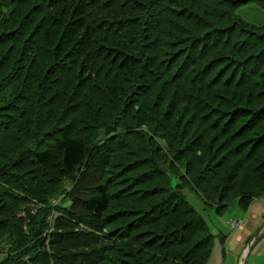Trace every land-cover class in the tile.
<instances>
[{
	"label": "trees",
	"instance_id": "16d2710c",
	"mask_svg": "<svg viewBox=\"0 0 264 264\" xmlns=\"http://www.w3.org/2000/svg\"><path fill=\"white\" fill-rule=\"evenodd\" d=\"M31 1L33 0L0 1L1 57L7 55V53L1 52V48L10 40L9 36L13 35L12 38L14 40H11L16 44L18 38L32 33L31 27L34 25V17L36 18L38 15L42 17L39 29L34 32L36 37H38V34H41L40 43H36L35 37L32 40H28L21 49L23 50L21 53L22 60L27 56L29 50L34 51L36 56L42 59L39 69L36 71L34 67L23 66V61L20 60L17 61L19 63L18 68L14 69L15 71L12 74H5L6 76L2 78L3 80L7 77L9 82L13 81L14 84L11 85H14L13 87L16 88L20 87L19 84L22 78L27 80V82L21 85L25 86L24 89L27 90V94L31 97H28L31 107L21 109L20 115L0 125V226L9 225L10 222L22 226L23 221L21 223L20 221L24 215H22L19 209H21L23 203H29L33 206L42 204L41 208L38 209L39 211H36V215H40L41 219L40 227L34 228L32 235L28 237L30 238V242L25 244V246H19L13 251L6 253L0 259V264H99L98 257L102 258L103 251L108 248L107 245L109 244L107 243L113 240L108 237L105 238V243H102L100 247L96 246V248H93L90 246V244L98 242V239L101 237V228L106 225L107 218L109 219L107 216L111 213L109 212L112 198L111 190L104 183V177L110 175V169L104 167L102 164L105 163L104 157L110 155V152L122 150L121 147L124 142L123 138L122 141L119 138L118 140H114V145L107 144L105 141L108 139L101 142L100 145L94 144V141L89 144L88 136H96V130L100 128H104L107 131L108 127L111 128L108 124L109 122L116 125L118 122L120 125L119 117L114 118L117 119V122L114 119L112 122L111 118L108 120L109 114H121L119 105L124 107L123 116L121 115L120 117L121 121L129 122L127 119H124L126 116L131 117L128 115V107L126 106L135 103L139 93L145 95L149 88L155 86V81L162 80L165 74L169 76L174 69V74H171L169 79H167L168 84L166 85L177 90L178 96L181 97L176 96L178 100L193 104L195 108L201 110L211 109L210 106L213 105V98L219 101V106L216 107V110L211 109L212 112H216L219 115L213 124L216 128L223 121L220 117L224 113V106L229 109L226 111L227 116H232V113L238 110L244 111V107H248V115L264 113V90L261 91L263 93L261 95L255 94L253 91L247 93L234 91L232 95L229 93L222 94V92H227L228 87L242 88L248 83H253L255 76L262 77L264 75V67H262L264 65V18L258 22H254L241 15L238 11L254 3L264 10V0H224V2L222 0H211L212 3L216 4V6L219 5V7L221 4L231 6V11H233V14L237 13L238 20L234 19L226 25L222 21L209 24L203 34L193 37L188 46H184V49L180 48L174 55L164 53L162 47L158 46L157 48V42L154 44V39H152L155 37V40L159 39L161 42H164L160 37V35H163L160 28L164 27L163 29L166 30V27L161 23L163 21L158 20L155 29H149L148 22L150 18L146 17L144 20V17L150 16L151 14L147 15V13H149V10L154 9V12L158 11L156 12L157 15L158 13L161 15L166 13V16H171L170 18L179 15L181 19L186 21L188 20L186 9L188 8H186L184 2H180L179 0H170V5H167L169 0H51L48 6H45V0H36L37 3L34 4L32 13L27 14V8ZM12 4H14V8L8 14L7 12L5 13V7ZM30 8L32 9V7ZM234 9L238 12H235ZM23 11L24 14L22 13ZM135 12L140 14L136 15ZM203 22L204 24L207 23L205 20ZM203 22L200 21L202 24ZM168 24L171 27H167V35L171 36L169 33L176 28H174L171 20H169ZM156 26L159 29L157 35L154 34L157 31ZM246 26L249 27L246 28ZM234 33H237L236 36L240 34L243 37L236 38L234 37ZM168 43L165 42L162 45L166 47V45H170ZM216 46L227 48L232 53L226 55V53L220 52V56L225 57L224 62L226 63L225 66L219 69L216 77L219 80V84H221L220 89H222V92L216 91L213 94L209 90L206 92L203 90V87L207 85L204 86L205 83L202 82V77L201 83H189L188 79L180 74V71L183 67V61H187V56L190 53L192 61L188 62L185 68H189L188 71L192 76H197L198 70L192 68L196 63L195 58L196 60H202L207 50H217ZM149 49H154L155 53L149 54L147 52ZM219 58L214 57L208 62L211 69L213 66L219 64L220 60L217 61ZM179 59H181V63L176 66V62ZM67 62L72 63V67L74 68L73 75L69 76L70 73L68 72L70 70L65 73L60 69ZM208 63H205L203 67H208ZM0 66L3 69H7L6 64L2 65L1 58ZM161 67L164 69L160 70ZM75 68H79V73L75 72ZM22 73L24 74L22 75ZM63 74L67 77L69 76V79L71 77L72 80L70 82L69 80L62 82L63 84L65 83L64 86L67 88H56V92H52V88L58 85L57 83H60ZM1 83L3 84L2 81ZM36 83L40 88L41 96L37 88L35 89L34 85ZM181 85L182 89L179 88ZM196 85H199L200 88H196ZM2 87H5V85H2ZM259 89L261 90V86H259ZM166 90L167 88L163 89L161 96H159L160 98L164 96ZM92 91L97 95L94 102L90 101L94 97ZM100 93L102 96H99ZM33 97H35V102L32 100ZM86 97L89 98L87 99ZM18 99H20V94L18 95ZM47 99L50 104L57 103V109H54V112L53 110L52 112L47 111L43 120L41 117L38 119L37 116L43 115L46 109L45 103ZM210 99L212 103H210ZM82 100L83 113L86 114L84 118H81L78 126L74 127V124L70 128L69 133H64L56 138L55 144L43 148L42 136L47 134L38 135L34 129L36 127V129H40L47 122L50 123L51 120L48 119H51L53 114L56 116L58 111H60L63 117H67L73 111H78L79 104L77 103ZM99 100L102 101V103H99L100 106L97 105V101L99 102ZM104 105H109L113 109V112L108 113L104 109ZM117 107L118 112H116ZM51 109L52 107L49 110ZM142 109L146 114L144 121L154 118L153 112L149 113V107L142 106ZM35 112L36 114L32 117L31 114ZM105 113L107 115L103 119ZM257 119L253 118L248 121L251 128L256 127L260 121H264V114ZM256 120L257 122H255ZM101 124H104L105 127ZM134 125L136 124H133L130 128H134ZM73 128H78V131L80 130L82 133L75 132ZM60 132L61 129L55 128L50 135H53V133L60 134ZM132 132L124 131L119 135H132ZM256 133L258 135L254 136L253 141L264 138V128L257 129ZM9 137H11V140ZM140 137L141 140H145L142 132H140ZM24 139L34 142L36 139V141L40 142L39 146L41 145V147L35 148V150L30 149V151L24 150V153L18 155L6 153L8 150L14 149V146L18 147L20 146L19 144H23ZM104 145L105 150L101 154L100 148ZM132 145V148L139 149L141 153H148L147 146L136 144V142L132 143ZM241 145L242 148H246L248 144L242 143ZM253 149H249V152L246 151L250 153ZM138 154L140 155V152ZM150 157H145V160L148 161L143 162V165H146L147 169H150L153 174V177H149L145 181L154 183L149 188L148 194L150 193L149 197L151 198L159 197L160 195L162 197L156 203V198H154L152 202L154 204L150 203L151 205L149 204L148 207L142 208V205L138 203L145 200L146 196H143L141 191L135 190L139 182L132 184L133 182L131 181L132 185L129 188L121 190L122 197H118L119 192L114 193L113 197H116L120 204V206L116 207L118 210L115 209L118 214L117 216L145 215L162 207L164 204L169 205L170 209L161 212V217H156L157 221L155 222H153V219H147L143 223H137V229L141 225H145L143 232L139 231L135 235L119 234L116 238L119 239L124 236L135 243L142 242L143 244L146 236L149 239L154 236L156 237L155 240L159 241L161 238L180 233V237L169 241L170 244L168 245L176 246L183 250L186 249L188 252H184V255L177 253L172 258V262L163 260L162 262L152 261L150 264H187L188 262L185 261V257L189 258L198 252H202L200 264H208L212 253L214 237L218 234L211 232L206 217L192 205L187 192H195L193 186L186 189L183 184L186 176H189L192 171V166L190 167L188 163H185L183 165L184 174H177L174 168L178 169V166H173L172 164L168 167H162L158 162L160 160L158 157L154 156L155 158L151 157L149 159ZM12 158L16 163L21 160L26 161V163H18L17 165L19 166H26L29 160H32V164L36 169H40L39 171L31 170V173L23 172L17 174L14 172L16 170L12 172L9 169V167H15L14 163H9ZM97 163L101 164L98 169ZM49 167L55 168L59 172L58 175L53 177L50 172L44 174V171L48 170ZM205 167L206 170L202 176L200 175V178L198 177L194 181H191V185H196L198 188L196 191L199 193L202 190L199 185L210 165L205 163ZM91 168L97 172V179L87 183L84 181L83 187H79L82 176L91 171ZM252 168L257 171V175L254 177L256 183L254 186L264 189V162H259ZM147 169L144 168L139 176L144 178L148 172ZM259 170L260 172H258ZM37 175H39L38 178L36 177ZM40 175L43 176L45 184L51 183V185H57L55 192L51 191L49 193L50 190L48 191L44 184H42L44 182H42ZM62 176H65V178L74 177L69 190L62 189L64 180ZM76 176L77 178L75 179ZM175 176L178 177V182L172 183ZM10 178L14 180V183ZM24 180H26L28 185L30 183L32 187L37 186L39 188L37 193L28 195ZM225 185L229 186V183L226 181ZM223 188L227 189L225 186ZM239 188L242 189V187ZM20 190H24L25 192H21ZM246 191L247 194L245 193ZM263 195L264 190L255 196L249 190H244L238 197L236 204L245 210L254 199L260 198ZM58 198H61L62 201L59 200L57 204H54L53 200ZM197 199L200 198L197 197ZM218 199L222 200V195ZM203 200L204 209L207 206L210 208L214 207L219 213L234 203L230 201L233 203L220 204L213 200V202L209 201L206 204L205 200L207 201V199ZM62 203L63 206H59ZM64 203H67L68 206L65 207ZM50 212L58 213L55 220L51 222L52 224L47 219ZM30 213L32 214L33 212L31 211ZM30 218L32 219L33 217L30 216ZM51 226L52 228L50 229ZM133 226H135V221H128L127 228ZM169 230L170 232H167ZM111 231H108V234ZM196 232H200L201 235L196 240H192ZM26 234L21 231L19 238L26 236ZM218 237L223 248L227 236L219 233ZM78 239L85 241V243L78 244L77 246L79 247L71 246V242ZM190 242L191 244L188 246ZM159 243L155 242L158 247L162 243L165 244L161 240ZM147 247L144 246L143 248L147 249ZM123 249L121 244H117L116 257L109 256L107 264H129L125 259L123 260L120 257L124 251Z\"/></svg>",
	"mask_w": 264,
	"mask_h": 264
},
{
	"label": "rangeland",
	"instance_id": "374dc122",
	"mask_svg": "<svg viewBox=\"0 0 264 264\" xmlns=\"http://www.w3.org/2000/svg\"><path fill=\"white\" fill-rule=\"evenodd\" d=\"M3 1L6 2V0H3ZM179 1L184 2L186 8H188L186 9V14H188L187 15L188 20L186 21L181 19L179 15L173 16L172 18H170L171 17L170 15L166 16V13L163 15L158 13L157 15L156 12L158 11L156 9H155L156 10L155 12H154V9L149 10V13H147V15L149 14L151 15L144 17V20L146 19V17L150 18V21L148 22L149 29H155V25H157L158 20L163 21L161 23L166 27V30L163 29L164 27L160 28L162 30L161 32H163V35H160V37L162 38V40H164V42H161V40L159 39L155 40V37H153L152 39H154V44L155 42H157V46H156L157 48L158 46L162 47V50L164 49L163 52L169 55L170 54L174 55L180 48L184 49L186 46H188L192 38L195 37L196 35L203 34V32H205L209 24L222 21V23L226 25L230 21L232 22V20L234 19L238 20V16L236 15L237 13L236 14L234 13L235 14L234 16L233 11H231L232 8H230L231 6L229 7L226 4L225 5L221 4L219 7V5L216 6V4L212 3L211 0H204V1L202 0H179ZM50 2L51 0H45L44 1L45 6H48ZM222 2H224V0H222ZM36 3H37L36 0L35 1L33 0L30 2V5L27 8V14H29L30 12L32 13L33 6ZM167 5H170V0ZM30 7H32V9ZM12 8H14V4L9 5L8 7H5L4 12L5 13L7 12L8 14V12L12 10ZM238 11L241 15H243L244 17L250 20H253L254 22H258L264 18V10L261 9L256 3L251 4L249 6H245L244 8ZM238 11H235V12H238ZM22 13L24 14V11ZM135 14L139 15L140 13L135 12ZM41 18H42L41 15H38L36 18L34 17L33 19L34 25L31 27L33 31L30 35L27 34L26 36L23 35L22 37L18 38L17 39L18 41L16 42V44H14V41L11 40L13 39L12 38L13 35H11L9 36V39L11 41L8 40L7 44L1 48V52L7 53V55H3L2 57L0 56L2 65L4 66L6 64L7 69L5 68L3 69V67L0 66V69H1L0 70V125L2 123L4 124L6 122L11 121L13 117H17L18 115H20L21 109L27 108L29 106L31 107L30 99H29L31 97H29V94H27L28 93L27 90L24 89L25 86L21 85L24 82H27V80L22 78V81L19 84L20 87L16 88V87H13L14 85L13 86L11 85V84H14L13 81L9 82L7 77H5V79L3 80L2 78L6 76L7 74H12V72L15 71L16 68H18L19 63L17 61L22 60L21 53L23 50L21 49L23 45L26 44V42H28V40L30 39L32 40L36 37V34L34 35V32L39 29ZM169 20H171V22L174 24L173 25L174 28H176L172 30L171 33H169L171 34V36L167 35V32H168L167 27H171L169 26L170 24H168ZM204 20L207 23L204 24L203 22ZM200 21H202L203 24L200 23ZM248 27L249 26H246V28ZM157 32H159L158 28H157V31L154 32V34L157 35ZM234 34H235L234 37L236 38L243 37L242 35L240 36V34L239 36H236L237 33H234ZM40 38H41V34H38V37H36V43H40ZM165 42L166 43L169 42L170 45L169 46L166 45V47H164V45L162 44ZM215 48H218V49L217 50L215 49L216 51L214 49L207 50L202 60H196L195 58L196 63L193 65L192 68H196L198 70L197 76H192V74L188 71L189 68L188 69L185 68L188 62L192 61L191 59L192 55L190 53L187 56V61H183L182 63L183 67L180 71V74L185 76L188 79L189 83L193 82V83L198 84L200 81H202L201 80V77H202L203 79L202 82L205 83L204 86L205 85L209 86V87L207 86L203 87V90H205V92L209 90L213 94L216 93V91L222 92V89H220L221 84H219V80L216 77H217V73L219 69L225 66L226 63L224 62L225 57L224 56L221 57L220 52L226 53V55L232 53L231 50H228L227 48H224L221 46H218V47L216 46ZM147 52L149 54H153L155 53V50L149 49V51ZM194 56L197 57L196 55ZM214 57H220L217 60V61L219 60L220 61L218 65L213 66L211 69L210 63L208 62ZM181 59H179L176 62V66L179 63H181ZM22 61H23V66L34 67L37 71L41 65L42 59L37 57L34 51L29 50V53L27 54L26 57L23 58ZM205 63H208L207 65L209 66L203 67ZM262 67H264V65ZM192 68H190V70H192ZM60 69H62L65 73H67V71L70 70V72H68L70 73L69 76L73 75L74 73L73 72L74 68L72 67L71 62H67L66 65L60 67ZM163 69L164 68L161 67L160 70H163ZM174 70L172 71L171 74H174L173 73ZM75 72L79 73V68L78 69L75 68ZM23 74L24 73H22V75ZM171 74L169 76H166L165 74L162 77V80L160 79L158 81H155L156 82L155 86H152L151 88H149L148 92L145 95H142L139 93L138 97H136V102L131 103L128 106H126L128 107V112H129L128 115L131 117L126 116L124 119H127V121L129 122L121 121L122 119H120V117L121 115L123 116L124 107L122 105H119V109H121V114L120 115H117V114L110 115L109 114L108 120L111 118V121L113 122L114 118L119 117L120 125L118 124L117 119H114L116 120L117 125L111 124V122L108 121L109 122L108 124L109 126H111V128L108 127L107 131H105L104 128L97 129L96 136L93 134H92L93 136L91 137L88 136L89 144H91L94 141V144L100 145L101 142L108 139L105 142H107V144L109 145H114V140H118L119 138L121 139V141L123 138V142H124L122 144L123 146L121 147L122 150L119 149V150L110 152V155H107L106 157H104L105 163L102 164L104 167H107L110 169V175L107 177H104L105 179L104 183H106L111 190V197H112L110 201L111 211L109 210V212L111 213L107 216L109 217V219L107 218L106 225L101 228V231H100L101 237L98 239V242L96 241L95 243L90 244V246L93 248H96V246L100 247L102 243H105V238H108V237L113 240L107 243L109 245H107L108 248L103 251L102 258L98 257L99 264H107V259L109 256L116 257L115 251H116L117 244H121V246H123L124 251L122 252L120 257L123 260L125 259L129 264H145V263L150 264L152 263V261L162 262L163 260H167V262H172V258H174V256L177 253L184 255V252L187 251L186 249L183 250L182 248L168 245L170 244L169 241L176 240V238H179L180 233H176L175 235H170V236L159 239V241L161 240V242L162 241L165 242V244L162 243L163 245L161 244L159 247L157 246V244H155V242H158V244L160 243L159 241L155 240L156 237L154 236L151 237L150 239L149 237L146 236L144 238L143 244L142 242L135 243L134 241L127 239L124 236L119 239L116 238L119 236V234L135 235L139 231L143 232L145 229V225L143 226L141 225L137 229L136 228L137 223H143L147 219H153V222H155L157 221L156 217L157 218H159V216L161 217V212H165L170 209L168 207L169 205L164 204L162 205V207L156 209L155 211L149 212L145 215L140 216L139 214V215L117 216L118 214L116 213L115 209H117L116 207H118V205L120 206V204L117 198L113 197L114 193L119 192L118 197L119 198L122 197L121 190L124 188H129L132 184H134V182L135 183L139 182V185H137L135 190L141 191L142 195L146 196L145 200L138 203L139 205H142V208L148 207L149 204L154 201V198H156L155 200V203H156L162 197V195H160L159 197H153V198L149 197L150 193L148 194V190H150L149 188L153 186L154 183L145 182L146 180H148L149 177H153V174L151 173L150 169H147V166L143 165V162L148 161V160H145L146 159L145 157H150V156L152 158L154 156L158 157V159H160L158 160V162L160 165H162V167L164 166L168 167V166H171L172 164L173 166L175 165L178 166L179 167L178 169L176 167L174 168L177 174H181V173L184 174L183 165L185 163H188L190 167L192 166V171L190 172L189 176H186V180L183 181V184L185 185L186 189L192 188L191 186H193V189L195 190V192L193 191L187 192L192 205L206 217L210 225L211 232L213 234H218V235H215L214 237L212 253L210 256L211 259H209L208 264L216 263V258L214 257L215 254L219 253L221 254V256H226L228 253H230L228 252L229 250L225 249L227 248L225 246H224L225 253H223L222 245H221V242L218 236H219V233L227 235L231 231L230 228L240 226V222L238 220L244 219L245 211L236 204L240 194H242L244 190H249V192H251L252 195L255 196V195H259L264 190L261 188H256L254 186L256 184L254 177L255 175H257V171L254 168H252L254 165H257L259 162H264V138L260 140L256 139L255 141L252 140L254 136L258 135L256 133V130L259 128L260 129L264 128V121H260L256 125V127H253V128H251L249 124L250 122L248 123L250 119L260 118L262 117V114L264 113L262 114L258 113L256 115L255 114L248 115L247 114L248 107L247 108L244 107L243 108L244 111L238 110V111L233 112L232 116L230 115L227 116L226 111L229 109L224 106V110H223L224 113L221 114V117H220L223 121L220 122V124L218 125L219 127L216 128L213 126V124H214V121L217 120L219 115L216 112H212L211 109L216 110V107L219 106L218 105L219 101L214 100L213 98V103H212V100H211L212 98H211L210 103L213 104L212 106H210L211 109L207 108L206 110H201V109L195 108L193 104H189L188 102L178 100L177 97L179 96H178L177 90L173 87H170L169 85L168 86L166 85L168 84L167 79H169ZM69 76L67 77L65 76V74H63L62 79H61L62 81L60 80V83H57L58 85L52 88V92H56V88H63V87L67 88L64 86L65 83L63 84L62 82L63 81L66 82V80L67 81L69 80L70 82L72 79L71 77L69 79ZM1 81L3 82V84L1 83ZM2 85H5V87H2ZM34 86H35V89L37 88V91L39 92V95H40V90H39L40 88L37 86V83ZM259 86H261V90L259 89ZM164 88H167L166 93L164 94L162 98H160L159 96H161V93ZM179 88L182 89V85ZM196 88L199 89L200 86L196 85ZM262 90H264V75L262 77L255 76V78L253 79V83H248L242 88H239V87L235 88L234 86L228 87L227 92H222V94L229 93L230 95H232L234 91L235 92L242 91L243 93L253 91V93L261 95L263 94L261 93ZM92 93L94 94V97L91 98L90 101L94 102L96 100L95 96L97 95L93 91ZM19 94H20V99H18ZM88 96L90 97V95ZM99 96H102V94L100 93ZM89 97H86V98L88 99ZM48 99L46 100V103H45L46 109L44 110L43 115L37 116L38 119L41 117L43 120L45 113L47 111L52 112L53 110L54 112V109H57V106H58L57 103L55 104L52 103L53 104L52 105L50 104ZM32 100L33 102H35V97H33ZM97 103H98L97 105L100 106L99 103H102V101L99 100V102L97 101ZM77 104H79L78 111H73L72 113L68 114L67 117H63L60 111H58L57 112L58 114L56 116L53 114L52 118L48 119V120H51L50 123L47 122V124L44 127H41L40 129H36L37 127L34 129L37 131L38 135L47 134V135L42 136V140H43L42 147L43 148H47V147L52 146V144H55L56 138L60 137L64 133L66 134L69 133L70 128H72L74 124H75L74 127L78 126L81 118H84V115L86 113H83L84 112L83 100L81 102H78ZM142 106L149 107V113L153 112L154 118L152 120L148 119L147 121H144L145 119L144 116L146 114L143 111ZM51 107L52 109L49 110ZM104 109L108 113L113 112V109H111L109 105H104ZM116 112H118V107H117ZM106 113L103 119L106 118V115H107ZM35 114L36 112L31 114V116L33 117V115ZM249 114H250V111H249ZM61 120H64V121H61ZM257 120L255 122H257ZM128 123H129V126H128ZM133 124H136L133 126L134 128H130V126H132ZM101 125L105 127L104 124H101ZM125 125L128 127H126ZM222 126H223V129H222ZM55 128L61 129L60 134L53 133V135H50L54 131ZM110 129L111 131H109ZM220 129H221V132H220ZM73 130L77 133H82V131L80 130L78 131V128H73ZM124 131H133V132H132V135L130 134L122 135V136L119 135L120 133L122 134ZM134 131L136 132L134 133ZM140 132L144 134L145 140L143 139L141 140ZM114 137L116 138L114 139ZM9 139L11 140V137H9ZM250 140H252L251 143H249ZM131 142L132 143L136 142V144L147 146L148 153L147 152L141 153L139 149L132 148L133 145ZM39 143L40 142L36 141V139H35V142L24 139L23 144H19L20 146L18 147L14 146V149L8 150L6 151V153H8L9 155L22 154L26 150L30 151V149L35 150V148L41 147V145L39 146ZM242 143L248 144L246 148L244 147H243L244 149L242 148V145H241ZM251 148H254V149L250 153H247V151ZM100 149H101V154H102L105 150V145L102 146ZM138 152H140V155L138 154ZM161 156L163 157L161 158ZM151 157L149 159H151ZM10 161L11 162L9 163L10 164L14 163L15 167L14 168L9 167V169L12 172L16 170L14 172L17 174H21L23 172L31 173V170L39 171L40 169V168L36 169V167L32 164V160H29V162L30 161L31 162L30 163L28 162L26 166L17 165L18 163H22V162L26 163L25 160H21L18 163H16L14 162V159L12 158L10 159ZM211 162H213V164H211ZM205 163H208L210 165V168L205 173L206 176L203 175V180L201 181L199 185L203 191L201 190V192L199 193L198 191H196L198 189L197 186L196 185L194 186V184L191 185V181H194V179H197L200 175L202 176V174L206 170ZM100 165L99 163H97L96 165L97 169L99 168ZM144 168H146L149 173L147 172L144 178H142V176H139V174L144 170ZM46 172H50L51 176L53 177L58 175L59 173L55 168H52V167H49L48 170H45L44 174ZM258 172H260V170ZM38 176L39 175H37L36 177L38 178ZM96 176H97V172H95V169L91 168V171H89L87 174L82 176V179L79 182V187H83L84 181L86 183L89 181L90 182L95 181L97 179ZM40 177H41L42 182H44L42 184H44V186L48 189V191L50 190L49 193H51V191L53 192L56 191L57 185L56 186L51 185V183L45 184V181L42 178L43 176L40 175ZM76 178L77 176L75 177V179ZM62 179H64L62 183V189L64 188L65 190H69L74 181V177L65 178V176H62ZM226 181L229 183L230 187L225 185ZM12 182L14 183V180H12ZM24 182H25L26 192L28 195H33L35 192L37 193V190H39L37 186L32 187L30 183L28 185L26 180H24ZM176 182H178L177 176H175L174 182L172 183H176ZM223 186H225L227 189H224ZM239 187H242V189ZM20 191L25 192L24 190H20ZM245 193L247 194V191ZM220 195H222V200L218 199ZM197 197H199L200 199H197ZM203 199H207V201L205 200L206 204H208L209 201L213 202V200L216 201V203H220V204L221 203H233V202L234 203L219 213L215 210L214 207L210 208L207 206L206 209H204L205 205L202 203L204 201ZM59 200L62 201L61 198L53 200L54 204H57ZM230 201H233V202H230ZM64 204L66 205L65 207L68 206L67 203H64ZM21 206L22 207L19 210L21 211L22 215H24V217H22V220L20 221V223L23 221L22 222L23 227L14 222L12 223L10 222V224L6 226H0V259H2V257H4L5 254L8 253L9 251H13L15 248L19 246H25V244H28L30 242L29 240L30 238L28 237L29 235H32L33 229L34 228L37 229L38 227H40L41 216L40 215L37 216L36 211L39 208H41L42 204L33 206L29 203H23V205ZM59 206H63V203L60 204ZM31 211L33 212L32 214L30 213ZM30 216H32L33 218L31 219ZM57 216H58V213L50 212L47 219L51 223L55 220ZM128 221H135V226L131 228H127ZM263 223H264V220L261 222V224L258 225V228L255 229V231L252 233V236L260 228V226H262ZM18 227H22V228L19 229ZM51 228L52 226L50 227V229ZM21 231L27 234L26 236L19 238L20 237L19 233ZM108 231H111V233L108 234ZM167 232H170V230ZM200 235H201L200 232H196L192 240H196V238H198ZM261 236L262 235H260L258 238L256 237L257 243L253 247L250 257H248L249 258L248 264H253V254L256 253L257 245L259 244L260 241L263 242V246H262V250L257 254L255 258V262L257 264H264V237L262 241ZM151 241H154V242H151ZM82 242L85 243V241H82L81 239L72 241L71 246L73 245V247H75ZM190 244L191 242L188 243V246H190ZM144 246H148L147 249L143 248ZM244 248L242 251H244ZM201 253L198 252L197 254L192 255L189 258L185 257V261L188 262L187 264H200L202 260L200 258ZM233 263L234 262H233L232 257H229V260L226 261V264H233ZM84 264H87V263H84Z\"/></svg>",
	"mask_w": 264,
	"mask_h": 264
},
{
	"label": "crops",
	"instance_id": "0c3cea01",
	"mask_svg": "<svg viewBox=\"0 0 264 264\" xmlns=\"http://www.w3.org/2000/svg\"><path fill=\"white\" fill-rule=\"evenodd\" d=\"M244 211H245L244 219L238 220L240 222V226L230 228L231 231L226 235L227 237L225 239L224 246L227 247L225 249L229 250L228 252L230 253H228L226 256H221V254L219 253L215 254L214 257L216 258V263L214 264H226V261L229 260V257L233 258V262H234L233 264H240L242 259L241 257L243 254L242 250L245 244L249 242L250 238H252V233L255 231L256 228H258V225L261 224V222L264 220V195L261 196L260 198L254 199L250 203L248 208L245 209ZM259 234L262 235L261 240L263 241L264 226L263 228L260 229ZM256 237L251 245V249L249 251L248 257H250L252 249L257 243ZM262 246H263V242L260 241L259 244L257 245L256 253L253 254V264H257L255 262V258L257 254L262 250ZM222 249H223V253H225L224 247ZM209 259H211V257ZM248 262H249V258L247 259V264Z\"/></svg>",
	"mask_w": 264,
	"mask_h": 264
},
{
	"label": "water",
	"instance_id": "95a60500",
	"mask_svg": "<svg viewBox=\"0 0 264 264\" xmlns=\"http://www.w3.org/2000/svg\"><path fill=\"white\" fill-rule=\"evenodd\" d=\"M263 226H264V223L262 224V226H260V228L255 232V234L252 236V238H250L249 242L246 244L243 254H242L241 264H247L248 254L251 249V245L254 242L255 237L259 234L260 229L263 228Z\"/></svg>",
	"mask_w": 264,
	"mask_h": 264
}]
</instances>
